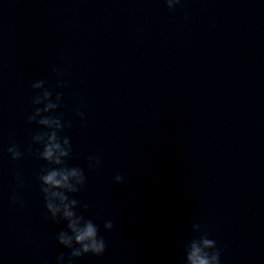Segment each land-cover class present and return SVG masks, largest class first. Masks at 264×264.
<instances>
[{
	"label": "clouds",
	"instance_id": "1",
	"mask_svg": "<svg viewBox=\"0 0 264 264\" xmlns=\"http://www.w3.org/2000/svg\"><path fill=\"white\" fill-rule=\"evenodd\" d=\"M167 8L174 10L176 6L181 4V0H165ZM57 76H63L64 73L59 69H53ZM47 81L40 79L31 84L33 90L37 94L32 97L33 105H43L37 107L35 112L28 117V123H35L47 131L39 132L33 136V143L42 145L43 150L33 152L29 147L28 152L36 158L45 161L49 167L41 169L39 181L41 184V192L44 196L46 218L54 223L65 221L67 231H60L56 235L57 242L63 247L70 249V256L67 264H72L74 259L84 255L102 256L106 250L105 238L99 235V228L92 219H86L83 215L77 213L76 209L83 207L88 208L87 204H81L80 201L72 199L68 194L79 193L86 184L85 172L80 167H69L67 160L71 158L72 145L69 139L61 137V133L65 127L70 124L62 123L61 118L54 115H45L54 112L63 107V93L58 92L53 101V91L45 87ZM57 87L64 88L67 84L58 81ZM77 115L84 118V114L77 110ZM39 117V119H37ZM8 153L13 160L23 158V153L15 144L8 148ZM101 161L95 156L88 157V168L90 171H97L100 168ZM115 184L125 183L123 174L114 176ZM17 183L23 187V182L17 176ZM14 203H21L17 195L13 193L11 197ZM114 228L113 221H106L104 229L110 231ZM192 230L198 233V238L191 239L184 248V255L180 260V264H220L221 255L217 247L216 241L209 238V232L206 226L194 224ZM64 256L58 257V264H63Z\"/></svg>",
	"mask_w": 264,
	"mask_h": 264
}]
</instances>
